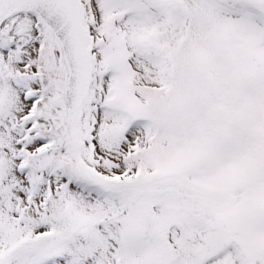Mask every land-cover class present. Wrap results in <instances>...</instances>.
Returning a JSON list of instances; mask_svg holds the SVG:
<instances>
[{"label": "snow or ice", "instance_id": "snow-or-ice-1", "mask_svg": "<svg viewBox=\"0 0 264 264\" xmlns=\"http://www.w3.org/2000/svg\"><path fill=\"white\" fill-rule=\"evenodd\" d=\"M0 264H264V0H0Z\"/></svg>", "mask_w": 264, "mask_h": 264}]
</instances>
